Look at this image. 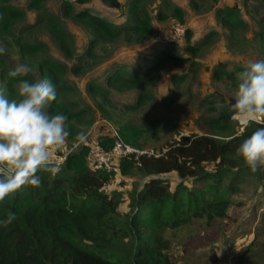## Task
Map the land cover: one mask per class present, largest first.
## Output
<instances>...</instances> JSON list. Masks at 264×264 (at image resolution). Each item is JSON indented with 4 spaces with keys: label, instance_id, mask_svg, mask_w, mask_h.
Instances as JSON below:
<instances>
[{
    "label": "rangeland",
    "instance_id": "1",
    "mask_svg": "<svg viewBox=\"0 0 264 264\" xmlns=\"http://www.w3.org/2000/svg\"><path fill=\"white\" fill-rule=\"evenodd\" d=\"M119 1L121 9L109 6L106 0L84 4L77 0H47L42 10L55 16L52 23L37 22V13L26 9L25 18L13 26V35L0 39L7 49L1 55L5 69L27 64L32 69L29 75L36 80L43 60L63 63L66 72L60 79L65 88L58 90V95L67 105L79 103L77 108L86 110V116L77 124L79 133L83 131L87 136L85 141L112 136L120 125L129 124L143 130L137 139L139 149L152 154L181 135L206 134L228 140L241 134L246 126L233 118L230 105L237 72L249 59L264 60V0H141L151 19L148 37L136 39L120 34L111 41L95 39L62 8V3L68 2L75 12L88 10L114 27H122L130 19L126 7L130 0ZM9 3L22 9L26 6V0ZM174 6L183 11L189 44L196 47V52L188 51L184 38L172 49L183 61L158 63L156 53L163 45L156 41L157 35L159 31L169 32L178 22L172 14ZM228 7L236 14L233 22L225 25L220 10ZM20 43H40L44 47L27 55L20 53ZM119 66L129 74L141 75L143 85L130 89L105 85V79ZM150 67L153 72L144 75ZM92 84L101 85L99 95L89 90ZM76 137L53 149L52 159L77 150L82 142ZM51 166L55 170L57 165ZM205 166L209 172L215 171L211 163ZM245 167L230 171L219 190L202 187L205 199L224 198L229 202L224 216L195 217L189 211V218L179 226H164L160 234L162 260L166 258L172 264H234V256L244 254V264H264V171L253 173ZM159 177L171 191L180 184L187 188L199 186L192 178H180L175 173ZM146 179L135 168L125 176L114 174L104 187L117 201L113 220L104 228L105 237L120 255L133 247L125 221L133 215L132 192ZM171 208L168 204L162 212L167 220ZM140 241L139 236L136 242Z\"/></svg>",
    "mask_w": 264,
    "mask_h": 264
},
{
    "label": "trees",
    "instance_id": "2",
    "mask_svg": "<svg viewBox=\"0 0 264 264\" xmlns=\"http://www.w3.org/2000/svg\"><path fill=\"white\" fill-rule=\"evenodd\" d=\"M9 1L0 0V39L13 35V26L25 18L26 9L37 13V22L55 21V16L42 10L47 0H26L25 9L10 5ZM88 1L77 0L79 4ZM106 1L113 8H123L119 0ZM126 7L130 19L126 25L114 27L88 10L75 12L70 3H62L64 12L92 32L95 39L111 41L120 34L136 39L148 37L152 30L151 19L141 0H130ZM172 14L178 22L183 23L182 9L174 6ZM235 14L233 8L220 10L221 22L229 25ZM25 28L29 29L27 26ZM185 40L188 51L196 52V47L189 44L188 29ZM161 45L163 48L156 53L158 63L183 61L182 57L172 52L177 44ZM43 47L40 43H20L19 51L31 55ZM153 69L150 67L144 75L151 74ZM8 71L0 55V88L5 97L11 100L15 98L14 86L20 79L35 80L30 75L10 79ZM65 72L63 63L47 59L40 63L37 78L49 79L56 86L57 98L51 102L48 111L67 117L66 127L70 132L67 139H74L79 133L77 124L87 113L77 108L79 103L67 105L60 99L58 90L65 88L60 78ZM126 73L119 66L103 83L117 89L140 88L143 85L141 75L127 73L125 76ZM89 88L98 95L102 92L100 84L89 85ZM257 126H246L241 134L228 140L206 134L181 135L168 142L158 153L121 160L118 174L125 176L136 168L147 176L141 187L131 195L133 215L126 219L125 226L133 237V247L125 255H120L116 248L108 245L104 232L107 223L113 220L111 214L117 205V201L104 191V187L111 183L113 174L90 170L85 162L87 149L80 146L56 164L54 171L38 173L42 181L39 187H26L0 203V218H5L8 212L16 214L12 224L0 226V264H172L166 258H160V234L164 226H179L189 218V211L195 217L203 214L209 218L224 216L229 202L224 198L205 199L202 187L219 190L230 171L245 166L236 149ZM142 131L126 124L118 127L117 134L125 143L140 148L137 139ZM100 141L104 148H109L113 137H101ZM206 163H211L215 171L209 172ZM168 173H175L180 178H192L199 186L187 188L180 184L171 191L167 182L159 177ZM168 204L172 208L170 213L166 211V214L169 213L167 220L162 212ZM140 210L142 214H139ZM139 236L140 244L136 242ZM163 247L166 248L165 245ZM233 260L234 264H244V254L234 256Z\"/></svg>",
    "mask_w": 264,
    "mask_h": 264
},
{
    "label": "clouds",
    "instance_id": "3",
    "mask_svg": "<svg viewBox=\"0 0 264 264\" xmlns=\"http://www.w3.org/2000/svg\"><path fill=\"white\" fill-rule=\"evenodd\" d=\"M6 52L0 44V55ZM31 71L27 64L17 63L7 76L23 78ZM236 77L230 105L233 118L244 126L258 125L243 139L236 154L251 172L264 171V60L249 59ZM14 88L11 100L0 88V203L26 187H39L38 173L54 170L52 150L63 147L70 135L67 117L48 111L57 98L56 86L49 79H20ZM76 138L83 142L87 136L81 131ZM15 220L16 214L8 212L0 218V226L8 227Z\"/></svg>",
    "mask_w": 264,
    "mask_h": 264
},
{
    "label": "built area",
    "instance_id": "4",
    "mask_svg": "<svg viewBox=\"0 0 264 264\" xmlns=\"http://www.w3.org/2000/svg\"><path fill=\"white\" fill-rule=\"evenodd\" d=\"M185 31L186 29L184 24L176 22L169 32L159 31L156 41L159 44H179L185 38ZM111 137H113V142L109 148H104L101 145L100 139H90V141H83L81 143L80 146L86 147L87 149L85 162L90 170H101L113 175L118 174L119 163L121 160L129 159L132 157L137 159L140 155L150 154L146 150H142L125 143L118 134H114ZM68 153L57 155L58 160L52 159L54 157L52 155L51 165L61 163Z\"/></svg>",
    "mask_w": 264,
    "mask_h": 264
}]
</instances>
